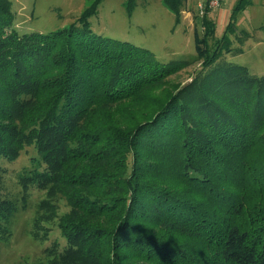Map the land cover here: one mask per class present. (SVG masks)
Instances as JSON below:
<instances>
[{"label": "trees", "instance_id": "trees-1", "mask_svg": "<svg viewBox=\"0 0 264 264\" xmlns=\"http://www.w3.org/2000/svg\"><path fill=\"white\" fill-rule=\"evenodd\" d=\"M103 1L20 35L0 0V170L33 146L43 168L22 189L66 200L52 264H264V76L221 64L243 52L231 37L252 0L235 2L220 37L208 8L195 16L200 69L185 84L169 77L192 62L93 33ZM185 1L162 0L177 23Z\"/></svg>", "mask_w": 264, "mask_h": 264}, {"label": "rangeland", "instance_id": "rangeland-1", "mask_svg": "<svg viewBox=\"0 0 264 264\" xmlns=\"http://www.w3.org/2000/svg\"><path fill=\"white\" fill-rule=\"evenodd\" d=\"M15 14L14 29L20 34H48L75 22L94 0H10ZM207 0H186L177 23L162 0H137L131 14L126 0H104L97 15L90 19L94 34L129 42L152 52L162 64L190 61L192 64L169 77L171 83L185 84L200 69L196 61L195 36L202 29L195 24L200 5ZM237 0H227L221 8L210 11L220 37ZM264 0H252L237 21L233 48L241 54H225L221 64L245 66L251 74L264 76ZM243 32L248 34L244 38ZM238 37V38H237ZM0 170V198L16 204V212L7 213L0 204L1 221L8 235L0 237V264H52L66 241L59 230L60 217L69 212L61 196L50 197L46 191L31 187L25 193L19 176L43 168L39 154L28 146L13 162L4 161ZM46 202V206L43 203ZM53 261V262H52ZM56 264H60L56 262Z\"/></svg>", "mask_w": 264, "mask_h": 264}, {"label": "built area", "instance_id": "built-area-1", "mask_svg": "<svg viewBox=\"0 0 264 264\" xmlns=\"http://www.w3.org/2000/svg\"><path fill=\"white\" fill-rule=\"evenodd\" d=\"M224 0H208L204 3V5L199 6L200 15L203 16L205 13V9L208 8L210 11L217 10L221 8Z\"/></svg>", "mask_w": 264, "mask_h": 264}, {"label": "crops", "instance_id": "crops-1", "mask_svg": "<svg viewBox=\"0 0 264 264\" xmlns=\"http://www.w3.org/2000/svg\"><path fill=\"white\" fill-rule=\"evenodd\" d=\"M227 0H224L223 4L226 2ZM223 6V5H222Z\"/></svg>", "mask_w": 264, "mask_h": 264}]
</instances>
